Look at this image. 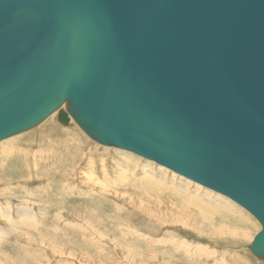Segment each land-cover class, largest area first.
<instances>
[{
  "label": "water",
  "instance_id": "obj_1",
  "mask_svg": "<svg viewBox=\"0 0 264 264\" xmlns=\"http://www.w3.org/2000/svg\"><path fill=\"white\" fill-rule=\"evenodd\" d=\"M54 113L245 210L264 263V0H0V142Z\"/></svg>",
  "mask_w": 264,
  "mask_h": 264
},
{
  "label": "rangeland",
  "instance_id": "obj_2",
  "mask_svg": "<svg viewBox=\"0 0 264 264\" xmlns=\"http://www.w3.org/2000/svg\"><path fill=\"white\" fill-rule=\"evenodd\" d=\"M56 116L57 113H54L33 130L0 142L1 145L14 140V145L12 144L8 149L13 150L12 147H16L18 150L26 151L27 156L24 162L21 157H11V162L4 166L5 176L8 173L7 176L14 180L12 181L14 187L13 189L5 188L3 192H0V210L4 211L5 207H10L11 222L13 223L16 219V226L11 231L17 230L19 233L13 236L11 233L6 239L0 241V244L6 247L0 250L2 255L6 253V259L0 255V264H259L257 259L249 253L248 246L261 228L245 210L223 197L216 196L219 194L184 180L153 162L125 151L103 147L89 139L72 120L68 127L59 125ZM50 151H54V155L59 160L55 157L56 159L50 160L51 163L45 164L42 158L43 160L37 163V172H35L33 166L37 156L35 153L41 152L44 156ZM126 154H129L127 156H131V159L134 158L131 164L129 160L127 161L128 167L130 165L127 170L130 180L140 175L142 177L139 168L148 164L152 171L162 172L164 181L161 184L169 190H174L165 193L153 189V193L148 194L147 187L141 189V186L123 184V180L120 179L117 183L119 173L117 174L114 170L117 168L118 161L124 162L121 157ZM85 168L86 172L82 171ZM45 169L48 170L45 171ZM48 171L49 175H45ZM39 172L41 174L38 175ZM90 174H92L90 182L96 187L89 186L90 182L83 187L81 183L85 182V175ZM41 178L44 179L41 180ZM171 178L176 180V183L182 179V183L187 185L186 193L183 190L180 193L177 187H168ZM103 179L109 183L114 181L116 186L112 183L109 185L110 188L106 187V194L99 199L96 191L99 188L98 182L101 183ZM125 182L129 180L126 179ZM69 184L75 185L72 191L67 189ZM122 185L125 186L121 187ZM76 186L79 188L75 189ZM195 188L199 189L195 194L197 200L193 199L192 202L191 192ZM205 191H208L206 195L212 193L209 196L222 199L229 203V206L231 205L229 209H226L229 214H233L231 217L235 216L234 219H229L230 228L240 233L231 236L218 233V229L214 228L220 227L221 218L212 219V223L207 214L200 213L194 207L195 204L201 205L202 202L201 206H206L204 198H201L205 195ZM116 192L126 194L132 201L136 197L133 193L145 201L148 198L155 215L150 218L138 215L136 209L130 205L132 202L128 204L119 199L114 195ZM30 193L31 196L28 195ZM200 194L203 195L200 196ZM58 204L62 205L58 206ZM31 205H33L31 219H34L33 222L40 221L43 226L34 227L29 223L24 226L18 225L21 219L15 215V211L20 207H27L30 210ZM209 209L211 208L204 212H209ZM218 209L213 210L223 214ZM213 210L210 211L213 212ZM178 212L183 213L181 215ZM86 222L91 225H87ZM66 223L73 224V227H63ZM242 231L244 236H241ZM105 244L109 245L108 249ZM48 245L59 251V255L53 254L52 248ZM15 259L19 261L15 262Z\"/></svg>",
  "mask_w": 264,
  "mask_h": 264
},
{
  "label": "bare ground",
  "instance_id": "obj_3",
  "mask_svg": "<svg viewBox=\"0 0 264 264\" xmlns=\"http://www.w3.org/2000/svg\"><path fill=\"white\" fill-rule=\"evenodd\" d=\"M45 122V121H44ZM14 140H9L8 142H5V144L3 143V144H1L0 145V188H2L1 190H0V192H3V190H5V188H8V189H13V185H12V181H14V180H12V178L10 177H8L7 175H8V173H7V175L5 176V169H4V166L7 164V163H9V161L11 162V157H14V156H18V158H20L21 157V159H22V161L24 162V161H26V151H23V150H18L16 147L14 148V147H12V149L13 150H9L8 149V147H10L12 144L14 145ZM15 149V150H14ZM51 150V149H50ZM71 150V149H70ZM56 151V150H55ZM116 151H117V149H116ZM57 152V151H56ZM58 153V152H57ZM71 153V152H70ZM123 153V152H122ZM125 153H127V152H125ZM124 153V154H125ZM36 155V159H35V163H33V166H34V171L35 172H37V163H39L40 161L39 160H43L44 159V162H45V164H47V163H49L50 162V160H54V159H58V157H56L55 155H54V151H50L48 154L47 153H45V155L44 156H42V153L41 152H37V153H35ZM130 154V153H129ZM129 154H126V155H124V156H122L121 158H123V161L124 162H122V161H118L117 162V164H116V170H114L115 168H112L113 170H114V172L116 171V173L118 174L117 175V179H118V182L117 183H119V179L122 181L123 180V184H130L131 186H137V187H140L141 189H143V188H146L147 187V192H148V194H151V193H153V189H158V190H160V191H162V192H165V193H169V191H172V190H174V189H168L166 186H164V185H162L161 183L164 181V178H163V174H162V172L160 171V170H155V171H152V169H151V167L148 165V164H146V165H143V166H140V168H139V172H140V174H141V172H142V177H141V175L140 176H138V177H135L134 179H132V180H130V176H127V173H128V169L130 168V165H129V167H128V165H127V161L129 160L130 161V164H131V162H133L134 161V158H130L131 156H127V155H129ZM60 155V154H59ZM64 155V154H63ZM73 155V154H72ZM123 155V154H122ZM134 155V154H133ZM137 156V155H136ZM56 157V158H55ZM63 157V156H62ZM139 157V156H138ZM15 158V157H14ZM43 158V159H42ZM141 158V157H140ZM48 160V161H47ZM59 160V159H58ZM145 160V159H144ZM47 161V162H46ZM147 161V160H146ZM148 162H150V161H148ZM14 163V162H13ZM51 163V162H50ZM54 163H55V161H54ZM23 164V163H22ZM8 166V165H7ZM78 166V165H77ZM9 167V166H8ZM23 167V166H22ZM45 167V166H44ZM85 167H87V166H85ZM13 168V167H12ZM24 168V167H23ZM47 168V167H46ZM49 168V167H48ZM83 168V167H82ZM91 168V167H90ZM161 168V167H160ZM163 168V167H162ZM6 169H7V167H6ZM165 169V168H164ZM46 170H48V169H45V171ZM75 170V169H74ZM86 170V168L85 169H83L82 171H85ZM167 170V169H166ZM88 171V170H87ZM104 171V170H103ZM11 172H13V171H11ZM80 172V171H79ZM86 172V171H85ZM84 172V173H85ZM138 172V173H139ZM90 173V172H89ZM137 173V172H136ZM137 173V174H138ZM15 174V173H14ZM13 174V175H14ZM39 174H41L40 172L38 173V175ZM86 174V173H85ZM136 174V175H137ZM11 175V174H10ZM45 175H49V171H48V173H46L45 172ZM91 175L92 174H90L89 176H87V175H85L86 176V179H85V182H87V183H85V182H83V183H81V185H83V187H85L84 186V184H89V182L90 181H92L91 180ZM112 175V174H111ZM175 175V174H174ZM37 176V175H36ZM41 176V175H40ZM39 177V176H38ZM44 177V176H43ZM111 177V176H110ZM172 177V176H171ZM8 178H9V180H8ZM24 178V177H23ZM45 179H46V177H44ZM43 178V179H44ZM104 178H105V176H104ZM108 178V177H107ZM112 178V177H111ZM172 178H174V176L172 177ZM171 178V180H170V183H169V185H168V187H177V190H179L180 191V193L182 192L181 190H183V192L184 193H186V188H187V185L186 184H183L182 183V179H179L180 181H177V183H176V180H173ZM183 178V177H182ZM42 178H41V180H43ZM126 179H128L129 180V182H125L126 181ZM176 179V178H175ZM184 179V178H183ZM97 180V179H96ZM116 180V179H115ZM125 180V181H124ZM184 180H186V179H184ZM15 181H17V180H15ZM120 181V182H121ZM19 182V181H18ZM47 182H49V181H47ZM91 183V182H90ZM99 183V188H98V190L96 191V194L98 195V197H99V199H101V198H103L104 197V194H106V187H108V188H110V184H112L113 183V185H115L116 186V183L114 182V181H110V183H109V181H106L105 179H103L102 181H101V183L100 182H98ZM104 183V184H103ZM122 183V182H121ZM176 183V184H175ZM21 184V183H20ZM19 184V185H20ZM101 184H103V185H101ZM197 185V184H196ZM74 186L75 185H71V184H69L68 186H67V189L69 190V191H72L73 189H74ZM89 186H95L94 184H90ZM123 186H125V185H122L121 187H123ZM199 186V185H198ZM21 187V186H20ZM96 187V186H95ZM77 188H79V187H75V189H77ZM24 190V189H23ZM176 190V189H175ZM176 190V191H177ZM198 188H195V189H193L192 190V197H191V200H192V202L194 201L193 199H195V201L197 200V198H195L196 197V193H198ZM206 190H208V189H206ZM87 191V190H86ZM189 191V190H188ZM187 191V192H188ZM208 191H210V190H208ZM208 191H205L204 193H205V195H201L200 194V196H202L201 198H204V204L206 205L205 207L204 206H201L202 205V201H198L199 203H201V205L200 204H195L194 205V207L197 209V210H199V212L200 213H204V214H207L208 215V217L209 218H211V221H212V219L214 220V218H219L220 219V224H219V226L220 227H215L214 229L216 230V229H218L217 230V232L218 233H226V235H236V234H238V233H240V231H237V232H235L234 231V229L231 227L230 228V221H229V219H234V217L232 216L231 217V215H233L232 213L231 214H229V212L228 211H226V209H229L230 208V206H229V203H226V202H224L222 199H219V198H217V197H214V198H212L211 196H209V195H212V193L210 194H208V195H206L207 193L206 192H208ZM39 192V191H38ZM93 192V191H92ZM175 192V191H174ZM66 193H68V191L66 192ZM77 193V192H76ZM118 192H116V194H114V195H116V196H118L119 197V199H122L123 201H125L126 203H128V204H130V202H132L130 205L133 207V208H135L136 209V212H137V214L138 215H140V216H146V217H151V216H153V215H155V213H154V210H152L151 209V207H150V205H151V201L150 200H148V198H146V201L144 200V199H142L140 196H138L137 194H135V193H133V195H135L136 197H135V199H134V201H132V199H129L128 198V196L126 195V194H122V193H120V194H117ZM171 193V192H170ZM176 193V192H175ZM175 193H172V194H175ZM178 194H179V192H178ZM216 194V193H215ZM29 196H31V193L30 194H28ZM80 195H81V193H80ZM91 195H94V194H91ZM177 195V194H176ZM188 195V194H187ZM67 196V195H66ZM130 196V195H129ZM216 196H219V197H223V196H221V195H216ZM93 197V196H92ZM134 197V196H133ZM188 197V196H187ZM190 197V196H189ZM198 197V196H197ZM131 198H132V196H131ZM223 198H225V197H223ZM186 199H188V198H186ZM190 199V198H189ZM212 199V200H211ZM225 199H227V198H225ZM190 200V201H191ZM200 200V199H199ZM227 200H229V199H227ZM97 201H99V200H97ZM185 201V200H184ZM189 201V202H190ZM230 201V200H229ZM232 202V201H231ZM100 203V202H99ZM160 203V202H159ZM158 203V204H159ZM233 203V202H232ZM93 204V203H92ZM155 204H157V203H155ZM192 204V203H191ZM62 204H58V206H61ZM101 205V204H100ZM154 205V204H153ZM92 206V205H91ZM156 207V206H155ZM207 207V209L208 208H211V209H209L208 211L209 212H204V210H207V209H205ZM172 208V207H171ZM221 210V212H223V214H221L220 213V211H219V209ZM213 209H218V211L219 212H216V210H213ZM4 210V209H3ZM11 209H10V207H8V208H6L5 207V210L4 211H1L0 210V214H1V216H0V223H1V225H0V241H3L4 239H6L7 237H8V235H10L11 233H12V236L13 235H15V234H17V233H19L17 230L16 231H11V230H13L14 228H15V226H16V219H15V221H14V219H13V223L11 222L12 221V212L10 211ZM32 210H33V205H31V207H30V210L27 208V207H20V208H18L16 211H15V215H18L19 216V218L21 219L19 222H18V225H26V224H31L32 226H37V227H41V226H43L42 224H41V222L40 221H37V222H33L34 221V219H31V215H32ZM157 210V209H156ZM177 211L179 210V209H176ZM184 210V209H183ZM210 210H213V212L212 211H210ZM215 211V212H214ZM44 212H46V211H44ZM139 212V213H138ZM158 212V211H157ZM231 212V211H230ZM47 213V212H46ZM179 213V212H178ZM181 213V215H182V213L183 212H180ZM179 213V214H180ZM185 213H187L186 211H185ZM226 213H228V214H226ZM157 214V213H156ZM187 214H189V213H187ZM193 214V213H192ZM196 214H198V213H196ZM129 215V214H128ZM225 215H228V216H225ZM203 216V215H202ZM192 218V217H191ZM197 218H199V217H197ZM201 218V217H200ZM217 218V219H218ZM194 219V218H193ZM204 219H205V217H204ZM216 219V220H217ZM184 220V219H183ZM185 220H187V219H185ZM203 220V219H202ZM189 221V220H188ZM191 221V220H190ZM204 221V220H203ZM194 223H195V219H194V221H193ZM206 222V221H205ZM208 222H209V220H208ZM187 222H185V224H186ZM192 223V222H191ZM212 223H213V221H212ZM86 224L87 225H91V223H89V222H86ZM211 225V224H210ZM45 226V225H44ZM70 226H72L73 227V224H71V223H66L65 225H63V227H70ZM193 226H195V225H193ZM200 226V225H199ZM202 226V225H201ZM212 226V225H211ZM217 226V225H216ZM79 227V226H78ZM208 227H210V226H208ZM213 227V226H212ZM211 230V229H210ZM210 230H208V231H210ZM206 231V230H205ZM215 233H216V231H215ZM241 236H244V232L242 231V234H241ZM9 237H11V236H9ZM102 237V236H101ZM147 237V236H146ZM12 238V237H11ZM148 239V238H147ZM147 239H145L146 241H147ZM7 241V240H6ZM9 242V241H8ZM6 243V242H5ZM11 243V242H10ZM13 243V242H12ZM9 244V243H8ZM97 245V244H96ZM98 245H100V244H98ZM5 246H6V244H5ZM49 247H51L52 249H51V252L53 253V254H58L59 255V251H57L56 249H54V247L53 246H51V245H48ZM105 246H107L106 244H105ZM104 246V247H105ZM109 246V245H108ZM108 246H107V248L106 249H108ZM8 247V246H7ZM12 247V246H11ZM101 247V246H100ZM3 248H6V247H3V244H0V250L1 249H3ZM48 248V247H47ZM110 248V247H109ZM115 248H117V247H115ZM8 249V248H7ZM99 249V248H98ZM102 249V248H101ZM105 249V248H104ZM103 249V250H104ZM118 249V248H117ZM21 250V249H20ZM111 250V249H110ZM115 250V249H114ZM11 251V250H10ZM35 251H37V250H35ZM108 251V250H107ZM113 251V250H112ZM3 252V251H2ZM23 252V251H22ZM50 252V253H51ZM104 252H106V251H104ZM103 252V253H104ZM26 253V252H25ZM99 253H101L100 251H99ZM5 254L6 253H4L3 255H2V253H1V251H0V255L4 258V259H6L5 258ZM62 254V253H61ZM11 255V254H10ZM27 255V254H26ZM7 257V256H6ZM15 257V256H14ZM16 257H18V256H16ZM0 259H1V257H0ZM12 260V259H11ZM16 261H19L18 259L16 260L15 259V262Z\"/></svg>",
  "mask_w": 264,
  "mask_h": 264
}]
</instances>
